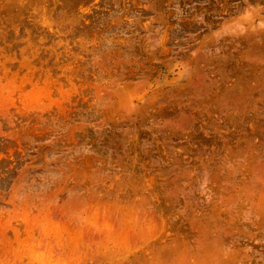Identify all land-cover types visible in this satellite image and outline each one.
<instances>
[{
  "label": "rangeland",
  "instance_id": "rangeland-1",
  "mask_svg": "<svg viewBox=\"0 0 264 264\" xmlns=\"http://www.w3.org/2000/svg\"><path fill=\"white\" fill-rule=\"evenodd\" d=\"M0 264H264V0H0Z\"/></svg>",
  "mask_w": 264,
  "mask_h": 264
}]
</instances>
